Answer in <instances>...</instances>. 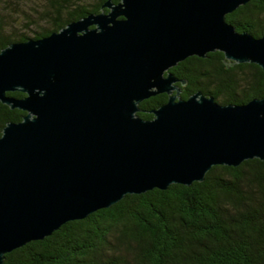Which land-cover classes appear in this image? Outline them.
I'll return each instance as SVG.
<instances>
[{
	"label": "water",
	"instance_id": "95a60500",
	"mask_svg": "<svg viewBox=\"0 0 264 264\" xmlns=\"http://www.w3.org/2000/svg\"><path fill=\"white\" fill-rule=\"evenodd\" d=\"M247 1L104 0L99 12L0 48V103L24 112L0 131V264L125 194L264 161V96L182 98L174 82L185 80L169 71L213 51L264 71V35L224 20Z\"/></svg>",
	"mask_w": 264,
	"mask_h": 264
},
{
	"label": "trees",
	"instance_id": "16d2710c",
	"mask_svg": "<svg viewBox=\"0 0 264 264\" xmlns=\"http://www.w3.org/2000/svg\"><path fill=\"white\" fill-rule=\"evenodd\" d=\"M103 1L47 0L37 16L47 26L32 37L0 32V48L98 12ZM169 70L186 81L182 98L196 90L219 104L264 96V71L254 63L229 64L219 51L188 56ZM23 114L0 103V131ZM2 264H264V161L213 165L200 182L125 194L5 253Z\"/></svg>",
	"mask_w": 264,
	"mask_h": 264
},
{
	"label": "rangeland",
	"instance_id": "374dc122",
	"mask_svg": "<svg viewBox=\"0 0 264 264\" xmlns=\"http://www.w3.org/2000/svg\"><path fill=\"white\" fill-rule=\"evenodd\" d=\"M47 0H0V32L24 34L32 37L47 26L38 19V12L45 7Z\"/></svg>",
	"mask_w": 264,
	"mask_h": 264
},
{
	"label": "flooded vegetation",
	"instance_id": "af4514ba",
	"mask_svg": "<svg viewBox=\"0 0 264 264\" xmlns=\"http://www.w3.org/2000/svg\"><path fill=\"white\" fill-rule=\"evenodd\" d=\"M100 10L101 9H99V11ZM104 12H106V9H104ZM224 20L226 23L232 25L236 32L246 31L253 37H261L264 35V0H248L245 4L239 5L231 12L226 13ZM250 28H252L254 32H251ZM185 84L186 81L183 85H181L178 81L174 82V85L179 87V96L182 91L181 87H184Z\"/></svg>",
	"mask_w": 264,
	"mask_h": 264
}]
</instances>
